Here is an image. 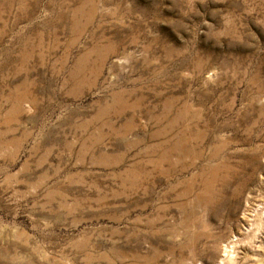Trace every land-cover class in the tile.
<instances>
[{"label": "rangeland", "instance_id": "rangeland-1", "mask_svg": "<svg viewBox=\"0 0 264 264\" xmlns=\"http://www.w3.org/2000/svg\"><path fill=\"white\" fill-rule=\"evenodd\" d=\"M226 250L264 264V0H0V264Z\"/></svg>", "mask_w": 264, "mask_h": 264}, {"label": "bare ground", "instance_id": "bare-ground-1", "mask_svg": "<svg viewBox=\"0 0 264 264\" xmlns=\"http://www.w3.org/2000/svg\"><path fill=\"white\" fill-rule=\"evenodd\" d=\"M250 228H252V227H250ZM252 230H253V228H252ZM250 232V231H249ZM253 232V231H252ZM251 237V236H250ZM251 240V239H250ZM233 245V244H232ZM230 247V246H229ZM236 247V246H235ZM233 248V247H232ZM234 253V252H233ZM234 256L232 255V253H231V250L229 251H227L226 250V252L221 256V260H220V264H227V263H229V264H232V262H234V258H233Z\"/></svg>", "mask_w": 264, "mask_h": 264}]
</instances>
